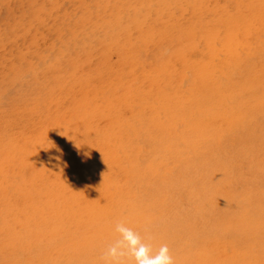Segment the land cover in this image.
Segmentation results:
<instances>
[{"label": "bare ground", "instance_id": "6f19581e", "mask_svg": "<svg viewBox=\"0 0 264 264\" xmlns=\"http://www.w3.org/2000/svg\"><path fill=\"white\" fill-rule=\"evenodd\" d=\"M118 223L264 264V0H0V264H108Z\"/></svg>", "mask_w": 264, "mask_h": 264}, {"label": "clouds", "instance_id": "9594fccd", "mask_svg": "<svg viewBox=\"0 0 264 264\" xmlns=\"http://www.w3.org/2000/svg\"><path fill=\"white\" fill-rule=\"evenodd\" d=\"M115 230L119 238L108 246L102 257L108 264H123L125 258L134 259L135 264H174L166 244L153 253L152 246L124 223H118Z\"/></svg>", "mask_w": 264, "mask_h": 264}]
</instances>
